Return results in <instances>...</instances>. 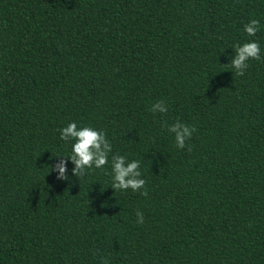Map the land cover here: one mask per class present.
Instances as JSON below:
<instances>
[{
    "label": "trees",
    "instance_id": "16d2710c",
    "mask_svg": "<svg viewBox=\"0 0 264 264\" xmlns=\"http://www.w3.org/2000/svg\"><path fill=\"white\" fill-rule=\"evenodd\" d=\"M73 122L109 163L58 179ZM177 122L196 129L182 149ZM115 155L147 196L111 188ZM105 259L264 264V0H0V264Z\"/></svg>",
    "mask_w": 264,
    "mask_h": 264
},
{
    "label": "clouds",
    "instance_id": "9594fccd",
    "mask_svg": "<svg viewBox=\"0 0 264 264\" xmlns=\"http://www.w3.org/2000/svg\"><path fill=\"white\" fill-rule=\"evenodd\" d=\"M259 21L252 19L249 23L244 25V31L249 36H255L259 30ZM235 55L230 63L232 68L235 69V75L242 76L244 70L248 67L247 61L249 59L260 60V45L255 41L245 42L242 45L237 43L234 45ZM152 112H167V107L163 101L157 102L152 105ZM169 132L174 133L175 142L178 148L185 147V141L191 138L192 133L196 130L194 127H189L180 122L169 126ZM60 138L64 141L72 140L71 155L67 159H62L59 164L51 165V171H58V179L69 180L67 175V160L75 165L72 172L78 178L86 174V169L103 168L109 163L108 154L112 151V146L105 137L103 131H98L92 126H83L78 128L75 122L69 123L66 127L62 128ZM112 185L111 188L116 190L140 191L141 195L147 196L148 192L145 188L146 181L141 177L139 171L140 162L133 160L128 162L124 156L115 155L112 157ZM137 223H143V213L137 212ZM102 264H109L108 260H103Z\"/></svg>",
    "mask_w": 264,
    "mask_h": 264
}]
</instances>
